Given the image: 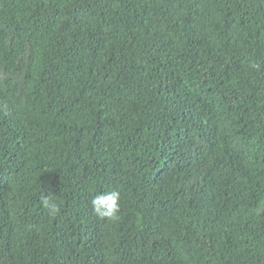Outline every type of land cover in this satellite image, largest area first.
Returning <instances> with one entry per match:
<instances>
[{
	"label": "trees",
	"instance_id": "trees-1",
	"mask_svg": "<svg viewBox=\"0 0 264 264\" xmlns=\"http://www.w3.org/2000/svg\"><path fill=\"white\" fill-rule=\"evenodd\" d=\"M0 264H264V0H0Z\"/></svg>",
	"mask_w": 264,
	"mask_h": 264
},
{
	"label": "clouds",
	"instance_id": "clouds-1",
	"mask_svg": "<svg viewBox=\"0 0 264 264\" xmlns=\"http://www.w3.org/2000/svg\"><path fill=\"white\" fill-rule=\"evenodd\" d=\"M120 197L121 193L119 190H110L94 195L91 200L93 211L101 218H118ZM41 201L50 214L57 211V206L50 196L41 195Z\"/></svg>",
	"mask_w": 264,
	"mask_h": 264
}]
</instances>
